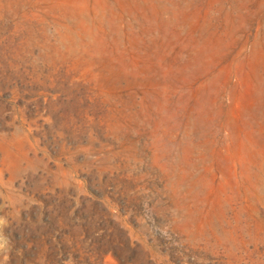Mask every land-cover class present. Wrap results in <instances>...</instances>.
I'll return each mask as SVG.
<instances>
[{"label": "rangeland", "instance_id": "374dc122", "mask_svg": "<svg viewBox=\"0 0 264 264\" xmlns=\"http://www.w3.org/2000/svg\"><path fill=\"white\" fill-rule=\"evenodd\" d=\"M0 264H264V0H0Z\"/></svg>", "mask_w": 264, "mask_h": 264}]
</instances>
